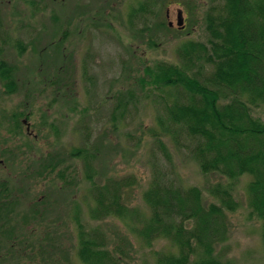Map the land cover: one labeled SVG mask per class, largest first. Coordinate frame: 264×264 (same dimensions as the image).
<instances>
[{"label": "rangeland", "instance_id": "1", "mask_svg": "<svg viewBox=\"0 0 264 264\" xmlns=\"http://www.w3.org/2000/svg\"><path fill=\"white\" fill-rule=\"evenodd\" d=\"M144 2L150 10L131 22L130 13ZM210 5L209 0H0L11 35L5 54L18 64L22 85L6 95L0 83V143L12 146L0 145V184L8 180L18 198L16 218L0 223L19 236L0 229V264H85L78 252L79 222L104 232L126 264H156L158 253L177 254L174 241L161 237L149 244L139 232L152 214L144 192L156 174L185 188L199 186L206 205L220 203L213 187H230L237 207L227 210L229 237L216 254L230 264H264L263 222L253 213L248 190L252 176L232 180L204 173L192 153L198 139L186 130L164 134L167 156L155 131L169 123V105L189 103L190 95L182 87L140 80L151 79L146 65L183 64L187 41H208ZM17 41L27 45L24 54ZM213 69L209 62L192 67L201 77ZM253 113L264 120V104ZM86 147L95 155L90 158L96 183L136 177L124 192L127 216L94 217L98 204L85 157L72 155ZM46 164L65 172L66 182L58 173L46 175Z\"/></svg>", "mask_w": 264, "mask_h": 264}, {"label": "trees", "instance_id": "2", "mask_svg": "<svg viewBox=\"0 0 264 264\" xmlns=\"http://www.w3.org/2000/svg\"><path fill=\"white\" fill-rule=\"evenodd\" d=\"M209 1L208 41H187L181 51L183 64L146 65V75L151 79L141 76L140 80L143 85L182 87L189 93V103L169 105V123L164 124L163 132L155 131L160 149L170 157L164 134L186 130L198 139L192 153L204 173L218 172L232 180L250 174V204L253 213L262 219L264 239V120L253 113L254 107L264 104V0ZM148 5L144 2L134 8L130 13L131 22L135 16L149 11ZM145 29L150 30L148 26ZM10 41V31L0 12V83L6 95L22 87L18 64L5 54ZM17 47L21 54L28 48L19 41ZM197 62L212 63L211 74L201 77L200 71H193ZM14 117L18 119V115ZM16 119V127H19ZM6 143L4 140L3 144ZM90 152L89 147L77 148L72 155L85 157L86 177L93 183L98 204L94 217L127 216L130 209L124 192L137 183L136 177L110 178L96 183L90 158L95 155ZM44 169L49 176L52 173H58L62 179L66 176L65 172L56 171L55 165L46 164ZM7 184L8 180L0 184V221L5 218L11 224L16 218L18 198ZM212 192L220 203L206 205L199 186L185 188L159 174L153 177L144 192L152 214L139 231L140 235L149 244L164 237L179 246L177 254L158 253L156 264H230L216 254V249L229 237L227 210H234L237 201L230 187L217 185ZM6 222L0 223V229L8 231L12 238L19 237L14 234L13 226L3 228ZM79 227L78 252L85 264H126L110 249L104 232L89 231L81 222Z\"/></svg>", "mask_w": 264, "mask_h": 264}, {"label": "water", "instance_id": "3", "mask_svg": "<svg viewBox=\"0 0 264 264\" xmlns=\"http://www.w3.org/2000/svg\"><path fill=\"white\" fill-rule=\"evenodd\" d=\"M169 12L170 11L168 10V17L170 16ZM169 23H170V25H173L172 21H170ZM185 24H186V22H185L184 12L181 8H179L178 9V16H177V25L182 28V27H185Z\"/></svg>", "mask_w": 264, "mask_h": 264}, {"label": "flooded vegetation", "instance_id": "4", "mask_svg": "<svg viewBox=\"0 0 264 264\" xmlns=\"http://www.w3.org/2000/svg\"><path fill=\"white\" fill-rule=\"evenodd\" d=\"M27 120H25V122H26ZM29 126V125H28ZM4 131H7V129H5ZM27 131H29L28 129H27ZM5 133H7L9 136L11 135V131H8V132H5ZM3 138H1L0 137V140H2ZM0 145H4L3 143H0ZM8 146H9V143H8ZM24 146H27V144H25ZM0 161L1 162H3V160L2 159H0ZM4 163V162H3ZM6 166V165H5Z\"/></svg>", "mask_w": 264, "mask_h": 264}]
</instances>
